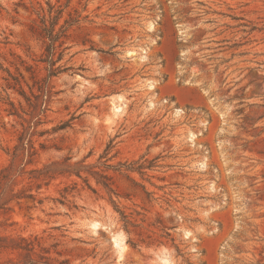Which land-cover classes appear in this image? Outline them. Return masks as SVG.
I'll return each instance as SVG.
<instances>
[{
    "label": "rangeland",
    "instance_id": "1",
    "mask_svg": "<svg viewBox=\"0 0 264 264\" xmlns=\"http://www.w3.org/2000/svg\"><path fill=\"white\" fill-rule=\"evenodd\" d=\"M4 167L56 263L264 264V0H0Z\"/></svg>",
    "mask_w": 264,
    "mask_h": 264
},
{
    "label": "trees",
    "instance_id": "2",
    "mask_svg": "<svg viewBox=\"0 0 264 264\" xmlns=\"http://www.w3.org/2000/svg\"><path fill=\"white\" fill-rule=\"evenodd\" d=\"M55 68H53L54 71ZM25 145H28V155L35 154L34 147L31 143L27 144L22 142L17 146L14 152V157L18 155V150L21 149L24 152ZM53 165H45L43 168L32 169V172H36L38 175L35 178L46 179L50 177L53 170ZM77 175L81 176V169L76 170ZM99 176L98 182L101 183L109 193H114V189L111 184V177L105 172H94ZM12 173L9 171V167H4L0 171V211L10 208L9 204L14 200H20L24 197L23 192H15L14 183L11 181ZM26 195V194H25ZM26 197V196H25ZM28 197L35 198L33 194H28ZM127 223H132L127 220ZM0 249L11 250L17 253V258L6 260L0 264H66L67 262L60 261L56 263L50 256L38 254L35 248V240L24 236H11L0 234ZM39 257V258H37Z\"/></svg>",
    "mask_w": 264,
    "mask_h": 264
},
{
    "label": "bare ground",
    "instance_id": "3",
    "mask_svg": "<svg viewBox=\"0 0 264 264\" xmlns=\"http://www.w3.org/2000/svg\"><path fill=\"white\" fill-rule=\"evenodd\" d=\"M131 53H135L134 51H131ZM151 87H153V85H151ZM114 100H116V102L114 103V114H118L123 112L124 107H125V103H124V98L122 95H117L116 97H114ZM195 137V136H194ZM194 139V138H193ZM101 225L100 222L98 221H94L92 222L91 226L94 229H97L99 226ZM113 243H114V247L116 248V250L119 253V256L122 257L124 254V251L127 248L126 242H125V236L122 232H114L113 235ZM162 261L165 263H169V259L165 256L161 257Z\"/></svg>",
    "mask_w": 264,
    "mask_h": 264
}]
</instances>
